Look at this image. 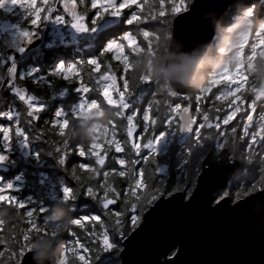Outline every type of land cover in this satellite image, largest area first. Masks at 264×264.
Listing matches in <instances>:
<instances>
[{
	"label": "trees",
	"instance_id": "16d2710c",
	"mask_svg": "<svg viewBox=\"0 0 264 264\" xmlns=\"http://www.w3.org/2000/svg\"><path fill=\"white\" fill-rule=\"evenodd\" d=\"M260 1L261 0H239L235 3L230 11L225 13L222 19L218 22L216 26V39H218L219 42L224 40L223 34L219 30L221 24L227 27L226 25L229 24L228 19L230 17H233L234 14L240 12L242 8L254 7L256 4H261ZM138 2L143 5L147 4L146 10H150V15H153V13L156 16L159 15L160 0H138ZM81 11H83L82 8ZM10 16L11 19L14 20L11 13ZM143 16L146 17L145 13H143ZM166 17L162 18L159 16L160 19H164ZM104 18L97 23L95 31H88L89 33H94V38L92 40L85 38L76 42L74 41L75 36L71 32L64 29L63 33L59 34V36L55 38H52L50 35L51 30L48 29L44 37V42L37 48L27 52L24 55L25 57L23 56V61H17V81H19L20 73L29 72V74H31H27V76L24 77V81H19V84L25 85L28 88L29 94L45 101L48 106L46 111H42L39 114V119L32 121L31 124L27 122L28 117L26 116V106L23 105V103L21 104L13 94L6 90V84L9 82L6 73L7 69L11 65L12 59L6 54L3 45V37H0V53L3 56L1 57L0 55V75L2 76L0 84L3 80V83L0 86V112L10 111L13 113H20V126L26 130L25 134L29 138L27 142H25L22 137L15 136L14 129L15 120L18 119L17 115H13L15 118H12L11 120L7 119L5 116H0V126L5 127L7 125L6 127L12 129V139L7 147H5L3 143H0V154L6 157L4 159L5 164H0L6 167L5 170L0 169V188L6 189L7 185H11V188L4 191L2 194L11 195L17 200V202H22L24 204L23 208H19L17 207L16 202H13L12 204H9L8 202H0V218L3 220V222L0 223V240H4V246H8V244L11 243L12 238L18 237L19 241L16 245L17 252H19V245H23L25 243L22 236V233L25 231L30 233V241L39 234L43 235L45 232L49 233L47 235L55 236V232V235L52 234L53 231L50 221L59 222L62 218V214L67 210L68 205L71 206L70 215L72 218H81L84 215H100L101 220L106 223L114 224L115 222V216H111V220L109 221L100 206L85 195H77L75 200H63V187L78 188L81 183H87V177L91 174L87 173L86 170L79 169V164L82 162L94 164V158L88 159L86 157H79L75 153V149L81 143L79 139L81 129H70L69 126L67 138L72 141V152L66 155L65 164L60 165L58 163L59 155L57 154L56 149L60 148L62 152L63 145L61 143V137L57 135L58 129L53 128L51 125V121L55 118L54 114L57 110L67 113L70 111V108L77 104L81 99L80 93L77 90L78 86L75 82L69 83L67 81L54 78L51 75L55 62L59 59V61H62L65 64H71L86 61L89 58H95L99 56L100 50L103 46L110 39H112L110 35L117 37L112 33L113 29L120 27V29H118V35L128 30V28L132 30L131 27H126L123 21H120L119 23L112 24L109 28L100 31L98 28L103 25L102 22L104 21ZM168 18L173 20L172 15H168ZM111 21L112 20H109V22ZM14 22L19 25H28L27 18L25 19V23L22 24L17 23L15 20ZM45 23L46 20L41 22V30H43ZM88 23L90 24V20ZM170 26L171 24L169 22L167 29L169 37ZM150 30L149 32L151 35H156V32ZM132 31L134 34H137V43H139L141 47L146 45L145 37L141 36V32H136L134 29ZM149 32L147 33L149 34ZM155 35L148 37L147 41H150V38L155 37ZM120 36L116 38L118 41ZM169 40L170 39H168L166 44L167 46L163 49L161 54H159L158 50L155 49L156 56L165 55L167 53ZM150 45L153 47L152 44ZM124 47L126 48V51H129L127 45H124ZM123 51L124 49L121 53H123ZM137 52L141 53L140 60L138 58H132L133 56H131L130 66L128 67L131 68L128 70L133 72H138L135 68L138 67L140 63L145 65V57L147 54H150L143 48H140ZM113 55V53L106 54L105 56L100 57V59L105 64H108L111 62ZM9 58L11 60H9ZM131 59L133 60L131 61ZM134 59L136 60L135 63ZM3 60H5V64L1 68ZM207 66L210 67L211 64ZM207 66L205 65V67ZM151 79V81L155 79L156 82L148 83L147 86H150V90L147 92L145 91L147 86L141 85V81L139 84H137L136 81L133 83V88L130 89L131 94L129 96L135 97L142 92L144 93L143 100L139 104H135L133 101H130V107L124 111L125 115H131L133 113L136 114L133 120V123L138 126V129H136L133 133V139L136 143H146L148 138L155 136L158 132H165L167 135L172 132V128H168L167 125V119L171 113L169 106H174L175 103H178V100L174 97L172 98L168 96L169 91L167 90L166 85H169V83L167 81L156 79L152 76ZM84 80L86 83L88 82L86 74L84 76ZM159 83L162 84L159 85ZM90 86L92 88L97 87L94 83ZM63 90L67 91V94L64 97L59 98L58 96ZM171 90L172 89H170V91ZM96 94V92H91L87 95L94 98ZM96 110H99L100 113L95 119L98 123L97 127L100 128V133L98 132L96 135L102 136L105 127L110 121H105V113H107L111 119L115 115L116 110L105 107H97ZM146 111H148L150 119L157 120V123L154 126H150L147 133L144 132V126L149 122L143 120V115ZM69 119L71 122L75 120H82L81 117L79 119H75L71 116ZM88 122L90 121H87V123L85 122V124L89 128L90 124H88ZM61 131H63V127L61 128ZM118 131L119 139L122 141L128 139L126 136V120L123 122L122 127ZM173 136L174 134L169 137L173 138ZM0 141H2V134H0ZM83 144L87 145V143ZM105 147H107V145H105ZM124 147L125 151L120 154H116L114 149L111 151L109 157L106 158V166H97L102 167V171L99 175L95 176L94 180L91 181L94 187H99V184L104 183L103 171H108V183L114 184L121 192V196L117 200V203L109 206V215L116 211H120L124 207H128L130 209L131 204L136 202L135 196L132 195L133 192L139 195H146L156 186L160 185H163V190H171L170 192H176L177 190L183 188L186 181L178 180V176L182 173L181 170L177 168L174 169V165L181 160L187 162L188 159L180 155V152L178 151L179 146L175 140L171 141L168 149L164 153L155 155V163L152 162L151 158L147 162L144 160V156L151 157L154 155L147 150L141 148L140 153L136 154L131 149L130 142L126 143ZM117 156L123 157L129 162L135 160L137 163L135 165L129 163L126 166H119L115 163ZM194 159L197 160L195 153L193 155V160ZM159 164L168 165L169 170L166 173L161 174L158 170L159 168L157 169ZM74 166L76 168V175L81 177L80 182L73 178L72 169ZM128 168L134 169V177L129 175L120 177L117 174L121 170L127 173ZM113 169H116V173H113ZM257 170H259L258 167ZM43 174L47 177L43 178ZM137 180L140 181L139 184H136ZM256 182L264 185V182H258V180ZM130 187L131 191H129ZM102 194L103 193L101 191L100 195ZM112 198L115 199V197ZM125 201L128 203L125 204ZM41 209L43 211H41ZM28 212H33V217L29 218L27 216ZM144 213L145 212L138 214L142 217ZM31 221H35V223H32ZM83 223L85 224V228L89 231L93 228V226L97 227V231L100 230L98 222L83 221ZM34 229H38V231ZM133 230L134 229L131 226V217L129 215L124 235H129ZM109 231H111V228ZM73 232H75L76 235H72ZM86 236L87 231L76 225H69L68 228L61 233L60 242L63 250L65 247L69 249L66 264H83V262L79 259L80 256L78 252H76L74 256L71 249L76 247L75 241L77 239H79L81 243L87 244ZM3 247H0V249ZM94 248H96V246ZM120 249H122V246H120ZM92 253H86L88 255L91 254L92 256L89 264H91V260L96 259L95 251ZM62 256L63 251L60 254V259ZM106 257L107 255L105 254V256L101 258V261L99 257H97L95 264H103L105 260H113L108 258L106 259ZM113 258L118 261V263L115 262L116 264H120V257L118 254H116ZM52 264H55V257L52 258Z\"/></svg>",
	"mask_w": 264,
	"mask_h": 264
},
{
	"label": "snow or ice",
	"instance_id": "6c2138e0",
	"mask_svg": "<svg viewBox=\"0 0 264 264\" xmlns=\"http://www.w3.org/2000/svg\"><path fill=\"white\" fill-rule=\"evenodd\" d=\"M13 4H17L24 8L25 16L28 20V25L31 29L37 28L42 21L49 20L50 18L54 19L56 23H69L71 26L77 31H95L97 23L104 18L105 16H110L113 18H123V23L127 26L135 25L136 29H146V25L144 23L145 17L143 16V7L144 5L138 0H11ZM196 0H179L177 3L176 0H168V3L171 4L170 13H166L165 3L166 0H160V8L159 12L160 17H166V15H172L174 18L178 17L180 14H188L192 7L195 5ZM83 9L81 11L80 9ZM57 12L58 14L54 17L51 15L53 12ZM151 19L155 20L156 16L151 15ZM90 20V24L88 21ZM191 30L188 32L181 31L182 33H190L194 30L197 25H191ZM22 35L26 38H30L31 32L24 31ZM135 40L134 46H139L137 43V34H134L130 28L127 31H124L120 38L119 42L117 39L111 40L107 42L103 48L100 50L99 56L95 58H89L86 61H82L79 63H71L65 64L63 62L58 63L55 68L52 70L51 75L54 78H58L60 80L67 81L69 83L75 82L78 86V91L80 92L81 99L77 104L70 108V111L67 113L57 110L54 114V119L51 121V125L53 128L58 129L57 135L61 137V143L63 145V151L61 152L60 148H57V154L59 155L58 163L60 165L65 164L66 155L72 152V141L67 138L68 127L70 126L71 120L69 117H73L75 119H79L81 116V110L84 107H88L89 109L97 108V107H105V108H113L115 109V115L110 119L109 124L104 129V134L102 136L95 135L87 145L80 143L79 146L75 149V153L79 157H86L88 159L94 158V164L82 162L79 164V169L86 170L87 173L91 174L87 177V183H81L78 188H69L65 187L63 189L64 200H75L77 195H85L94 201L100 208L104 211L108 220H111V216H115L114 224L106 223L101 220L100 215L89 216L84 215L81 218H72L71 223L69 225L79 226L81 229H85L87 231V240L88 243L84 244L77 239L75 241L76 247L71 249L73 255L79 250H83L86 253H92L95 251L96 259L101 258L107 254L111 256L117 250V237L119 239H124V231L127 226L128 216L131 217V226L133 229H136L137 226L141 222V215L138 213H143L146 210H150L153 205L156 204L158 200H161L166 190H163V185L156 186L152 191L147 193L146 195H139L137 193H132L135 196L136 202L131 204L130 209L128 207L122 208L120 211H116L109 215V206L115 205L117 200L121 196V192L115 187L114 184L108 183L109 172L103 171L104 183L99 184V187H94L91 183L92 180L95 179V176L99 175L102 171V167L97 166H106V158L109 157L111 151L114 149L116 154L123 153L125 151L124 145L126 143L131 144V149L136 153H140L141 148L150 150L152 155L144 156V160L147 162L150 158L152 162L155 163V155H156V145L161 137L164 136V132H160L158 136H152L147 139L146 143H136L133 139V133L137 128V125L133 123L135 113L131 115H125L124 110L128 108V105L125 103L124 98L127 95H130V89L133 88V84L130 81L128 75H125L123 80V87L118 88V81L120 78V71L128 72V69L124 68L123 64L121 69L113 70L112 65L110 63L105 64L100 57L105 56L106 54L113 53L116 48L124 47L129 41ZM126 52V48H124V53ZM114 56V55H113ZM114 61H121L119 58H114ZM15 66H11L7 69L9 75L14 72ZM115 73V81L113 90V86H106L105 84V73ZM85 74L88 77V82L86 83L84 80ZM31 75V74H29ZM144 82H152L150 77H144ZM20 82L24 81V77L21 76L19 78ZM9 85L11 86V91L14 92L20 101H22L23 105L26 106V116L28 117V123L31 124L32 121L39 119V114L43 111L45 104L44 103H34L38 98L32 94H29L26 86H19L18 82L13 84L11 80H9ZM97 85L96 88H92L91 84ZM91 92H96L97 95L93 97H89L87 94ZM114 93L118 95V98L114 96ZM203 93H200L196 97L197 102L200 100ZM169 97H178L176 94H169ZM50 97V96H49ZM51 99V97H50ZM187 99V98H182ZM243 107L241 110L236 111L234 115L229 118L228 113L232 111V108L223 115L222 121L223 125L228 126L230 122L234 120V118L239 117L238 125L242 127L233 126L231 128V135L234 139H237V134L239 132V145L240 150L244 153L249 154L247 159L249 163H254L255 156L264 155L260 151L262 146H264V119L262 122H257V116H261L264 118V112L261 111L264 108V98L256 99V98H245L242 97ZM240 102H238L239 104ZM251 105V107H249ZM171 113H175L178 115L180 120L179 129L180 130H190L195 131V156L197 161L202 168V174L205 171L204 165L207 164V171H224V170H235L240 163V160L236 158L229 159L227 156L224 157L221 163H217L215 160L211 159V151L209 146L205 143L207 139L206 136L202 138L201 133L202 129L207 128H215L218 130L217 137L215 143L211 146V148L215 149L219 153L229 152L227 147V140L225 131H221V123L218 119L217 122L213 125L209 123L210 117L207 112H203V124H200V127H196L194 129V125L199 123V120L192 116L189 112L188 107H182L181 103H175L174 107L169 106ZM235 107V106H233ZM197 112H202L201 108H197ZM251 113V116L248 114ZM13 115H17L18 119L15 120V136H20L23 138L25 142L29 139L25 134V129L20 126V113H13L10 111L0 112V116H5L9 120L12 119ZM126 120V136L127 140L122 141L119 139V129L122 127L123 122ZM143 120L148 121L149 123L144 126V132L147 133L149 131L150 126H154L157 123L156 119H150L148 115V111L143 115ZM63 127V131L61 128ZM254 129V130H253ZM12 129L9 127H0V134H2V141L5 147L9 144L12 139L11 135ZM110 133V135H109ZM107 145V147H105ZM6 157L0 155V161H3ZM241 159H244L243 157ZM115 163L119 166H126L129 163L135 165L137 161L133 160L131 162L127 161L125 158L117 156ZM113 173H116V169L112 170ZM143 171V170H141ZM262 174L259 175L258 182H264V169L259 170ZM120 177H125L126 175L135 176V172L133 168H128L127 173L123 170L117 173ZM201 174V175H202ZM73 178L78 182L81 181V177L76 175L75 166L72 169ZM195 177V182H198L199 177ZM140 181L137 180L136 184H139ZM255 186V185H254ZM11 188V185H7L5 188H0V202H8L12 204L13 202L17 203V207L23 208L24 204L22 202H17V200L11 195L2 194L4 191ZM184 192L187 194V198L191 200L194 195V189H191L190 185H183ZM261 192H264V187L258 189ZM102 191V195L100 192ZM131 191V187L129 188ZM174 192L171 194V196ZM109 196L115 197V199H110ZM169 196V197H171ZM229 199L227 192L218 193L215 197V204L218 205L222 202H225ZM128 202L125 201V204ZM41 211H43L41 209ZM33 212H28L27 216L29 218L33 217ZM83 221L89 222H98L99 231H97L96 226L89 231L85 228V224ZM3 220L0 218V223ZM35 223V221H31ZM68 228V227H67ZM111 228V231L109 229ZM37 230L38 229H34ZM49 234L45 232L43 235ZM55 235V233H52ZM72 235H76L75 232ZM23 240L25 243L23 245H19V252H16V245L18 244L19 238L14 237L11 240V243L8 244V248L10 252L9 255V264H22V257H24L25 253H30L29 249V241H30V233L25 231L22 233ZM5 244L4 240H0V247H3ZM89 245H95L96 248L89 247ZM67 247L63 250V256L59 261V264H66L68 258ZM178 249L175 251V255H171L164 264H173V259L178 254ZM5 253H0V261H2ZM80 260L84 261V264H89V259H85L84 256L79 257ZM95 260H91V264H95ZM111 264H115V260L111 261Z\"/></svg>",
	"mask_w": 264,
	"mask_h": 264
},
{
	"label": "water",
	"instance_id": "95a60500",
	"mask_svg": "<svg viewBox=\"0 0 264 264\" xmlns=\"http://www.w3.org/2000/svg\"><path fill=\"white\" fill-rule=\"evenodd\" d=\"M238 1L196 0L188 14L173 17L166 54L197 53L204 58L216 36L220 18ZM190 24L197 27L190 33H182L191 30ZM26 30L31 32L30 38L22 35ZM44 37L45 32L33 33L26 26L4 32V49L13 57L10 67L15 66L11 75L7 73L9 80L16 81L17 61L40 46ZM168 83L175 93L182 96L190 90V87ZM255 98H264V75ZM189 112L192 115L190 108ZM181 131L192 134L190 130ZM226 156L227 152L220 154L219 162L217 156L211 155L210 158L221 163ZM204 168L191 200L181 191H176L145 211L137 228L122 240L121 264H164L177 249L173 264H264V192L258 190L234 204L227 199L216 205L214 192L225 185L236 169L209 172L207 164ZM0 169L5 170L6 167L0 165ZM158 170L166 173L169 167L162 166ZM22 264L37 262L31 259L30 252L22 257ZM44 264H52V259Z\"/></svg>",
	"mask_w": 264,
	"mask_h": 264
},
{
	"label": "rangeland",
	"instance_id": "374dc122",
	"mask_svg": "<svg viewBox=\"0 0 264 264\" xmlns=\"http://www.w3.org/2000/svg\"><path fill=\"white\" fill-rule=\"evenodd\" d=\"M176 2L178 3L179 0H176ZM189 2H191V0H189ZM260 2H261V4H256L254 7L242 8L240 10V12L234 14L233 17H230L228 19L229 24L226 25L227 27H225L223 24H221V26L219 27V30L223 34L224 40L219 42L218 39H214L212 41L210 47H209L210 49H212L210 56L213 58V60L215 58H218V64L216 63L211 68L209 66L205 67L206 70L204 72V79L206 80V77H207L208 81L198 89L190 87V89L191 88L192 89H191V93L189 94V98L196 99V97L198 95H200V93L204 94L203 96H201L200 99L206 98V97L207 98L213 97L216 103L222 104V105L227 104L226 105L227 111L229 110V108H232V111L228 113L229 115L235 114V112L238 111L237 109L241 108L243 106L242 94H243V91L245 90L244 86H245L247 76L251 73H258L259 74V72L257 70H255V67H254L255 61L258 63L260 62V65L264 64V7H263L264 6V0H261ZM38 6H39V0H38ZM245 6H247V5H245ZM146 7H147V4H145L143 7V13H145V15H146V17H145L146 19L144 21V23L146 25V29H136L135 25H133V26L125 25L126 27H131V29L132 30L134 29L136 32H141V34H142L141 36L145 37V44L146 45H144L143 47H141L140 45L134 46L135 40L129 41L127 44L125 42V45H127V48L129 51H126L125 53L123 51V53H121V51L125 47L116 48L115 51L113 52V54L115 56L114 57L112 56L110 64L112 65V68L114 71L117 69H121L122 64H123L124 68L131 69V68H128L130 66L129 65L130 64V57L133 56L132 58H138L140 60L141 53L137 52V51L140 48H143V49L147 50V53H150V54H147V56L145 57V66L148 68V72H146L143 76L138 72H133L130 70H128L127 73H125L124 71H120L119 76L121 79H119L117 87L121 88V89L123 87L122 78L125 75H128L132 84L135 81L137 82V84H139V82L141 81V85H143V86L144 85L147 86L148 83H150L147 81L143 82L144 77H150V79H151L150 66H151L152 61L149 58L150 57H156L155 49L158 50L159 54H161L163 49L166 48V46H167L166 44H167L168 39H170L171 35H172V23H171L172 19L168 18V15L166 18L160 19L159 15L156 16L153 13V15L156 16V19L152 20L150 17L151 16L150 10H146ZM230 9L227 12H229ZM164 10L166 13H170V11H171V4L168 3V0H166ZM159 11H161L160 5H159ZM10 13L17 23H20V24L25 23L26 16H25V10L23 7H21L17 4H13L11 1H8V0H0V37H3V41H4V32L6 30L20 26L19 24H16L14 22V20L11 19ZM57 14L58 13L54 11L51 15L54 17ZM109 20L114 21L113 24H116V23H119L120 21H123V18H113L110 16L108 18V16H106L104 18V21L102 22L103 25L100 26L98 28V30L101 31L103 29L105 30V29L109 28L110 25H112L111 22H109ZM169 22L171 24V26H170V37L168 36L169 33H167ZM41 27H42V24H40L35 29H38L39 32H43V33L44 32L46 33L48 31V29H50L51 30L50 35L52 36V38H55V37L59 36V34L63 33V29L67 30L68 32H71L75 36L74 41H76V42L83 40L85 38H87L89 40H92L94 38V33L92 34V33L85 32V31H77L76 29H74L71 26V24H69V23H56L55 20L52 18H50L49 20H46V23H45L43 30H41ZM118 29H120V27H117V28L112 30V33L114 35H116L117 37H119L121 35V34L118 35ZM149 30L156 32V35L155 34L151 35ZM147 32H149V34ZM226 34H227V36H226ZM154 35H155V37L150 38L151 42L147 41L148 37H151ZM110 36L112 37V39H110L109 41L117 38V37H113V35H110ZM117 42H119V41L117 40ZM215 42H216L217 47L216 46L213 47V45H212ZM150 44H152L154 48ZM3 45H4V42H3ZM0 55H1V53H0ZM1 57H3V56L1 55ZM9 57L13 60V57H11V56H9ZM24 57L20 58L18 61L19 62L23 61ZM10 58H9V60H11ZM114 58H119V59H121V61H114L113 60ZM132 60L133 59H131V61ZM135 61L136 60L134 59V63H135ZM60 62H62V61H59V59H58L55 62L53 69ZM4 64H5V60L2 61L1 68ZM7 73H8V71H7ZM7 73H6V76H7ZM27 74H29V72H26V73L22 72V73H20L19 77H21V76L25 77V76H27ZM142 76H143V78H142ZM1 78H2V76L0 75V80H1ZM227 78H231L232 81L230 83H227L226 82ZM114 81H115V73L114 72H112V73L106 72L105 73V84H106V86H113V90L115 91L116 89L114 87ZM17 82L19 84V81H17ZM17 82L12 81L13 84H16ZM154 82H156L155 79L152 81V83H154ZM2 83H3V80L1 81V84ZM162 83H163V81H162ZM162 83H159V85H161ZM1 84H0V86H1ZM167 85H166V87H167V90L169 91V94H175L172 90L170 91L171 88L169 85L168 86ZM19 86H24V85L19 84ZM146 88H147L145 90L146 92L150 90V86H147ZM215 88H219L216 93H214ZM6 90L8 92H10L11 94H13L14 97L18 100V98L15 96V93L11 91V86L9 85V83L6 84ZM77 90H78V88H77ZM248 90H253V88L249 87ZM66 94H67V91L63 90L60 92L58 97L59 98L64 97V96H66ZM143 94L144 93L141 92L135 97L127 95L124 98V100H125V103L128 105V108L130 107V105H129L130 101H133L135 104L141 103V101L143 100ZM114 96L116 98H118V95L116 93H114ZM186 98H188V96H186ZM19 102L22 104V101H19ZM33 102L34 103L35 102L36 103H44L45 107H44L43 111H46L48 108L46 102L43 100L37 99L36 101H33ZM196 102H197V99H196ZM200 102H202V101H200ZM238 102H240V103L238 104ZM200 106H201V104H200ZM233 106H235V107H233ZM172 107H174V106H172ZM95 111H96V108L89 109L88 107H84L81 110V116L80 117L86 123H87V121H90V122H88V124H90L89 129L91 131H93L95 133H98V132L100 133V128L97 127L98 123L95 120L98 115H96V116L90 115ZM177 116L178 115L175 113H170V116L167 119V125H168V128H170V129L172 128V132L169 135H167L164 132V136L161 137V139L158 141V143L156 145V154L164 153L168 149L171 141L185 138L183 135H181L178 132V130L175 129V127L177 126L175 117H177ZM12 118H15V117L13 116ZM226 118H229V117H226ZM136 129H138V126ZM159 133L160 132H158L155 136H158ZM103 134H104V131H103L102 135ZM173 134H174L173 138L169 137V136H172ZM239 148H240V145H239ZM145 150L150 152V150H148V149H145ZM184 150L185 149H182L181 152L183 153ZM255 162H257V165L259 167L264 166V162H260V160L258 158L255 159ZM2 163L5 164L4 160L0 161V164H2ZM179 164L180 163H177L176 165H179ZM163 165H166V164H159L157 166V169L162 167ZM198 166H199L198 161L191 162V160H188V162H186L184 164V166L180 169L182 174L178 176V180L186 181V183H184V185H187V182L193 181V178L196 175L195 173H197L196 170H197ZM42 177L46 178L47 176L45 174H43ZM165 178H163V179H165ZM0 180H1V178H0ZM262 187H264V186H262ZM64 188L65 187L62 188L63 197H64V194H63ZM181 190H184V189L181 188L180 191ZM170 191L171 190L166 191L164 196H168L171 193L175 192V191H172V192H170ZM109 198L113 199L110 196H109ZM110 206H112V205H110ZM0 229H1V227H0ZM124 238H125V235H124ZM116 239H117V245H118L117 250L114 253H112L111 256H108L106 254L107 255L106 259L108 258V259H114L115 260V258H113V257L116 254H118V256L120 257V253L123 249V245H122L123 239H119V237H117ZM86 242L88 243L87 238H86ZM120 246H122V249H120ZM89 247L94 248L95 245H89ZM8 252H10V249L8 248L7 245H5L3 248L0 249V253H5L2 261H0V264H9V255L7 254ZM77 252H78L79 256H84L85 259H89V257L90 258L92 257L91 254L88 255L81 250H79ZM92 255H93V253H92ZM111 261L112 260H105L103 262V264H111ZM82 262L84 264V261H82ZM89 262H90V259H89ZM115 262L118 263V261H116V260H115ZM120 264H121V259H120Z\"/></svg>",
	"mask_w": 264,
	"mask_h": 264
},
{
	"label": "flooded vegetation",
	"instance_id": "af4514ba",
	"mask_svg": "<svg viewBox=\"0 0 264 264\" xmlns=\"http://www.w3.org/2000/svg\"><path fill=\"white\" fill-rule=\"evenodd\" d=\"M221 19H222V17H221ZM20 26H26V27L28 26L29 27V25H26V24L20 25ZM31 31L33 33H42V32H39L38 29H35V30L31 29ZM215 39H216V37H215ZM43 42H44V40H43ZM212 45H213V47H215V46L217 47L216 43H213ZM209 49L207 51L208 52L207 55L204 56V59L207 62L206 66L211 64V66H210V68H211L216 63L218 64V58L213 60V58L210 56L212 49H210V50ZM254 67H255V70H257L259 72V74L258 73H251L247 76L245 86H244L245 90L243 91V94H242V96L245 98H255L256 91L258 89L261 77L264 75V64L260 65V62L258 63L255 61ZM207 81H208V78L206 77L204 84ZM231 81H232L231 78L226 79L227 83H230ZM15 82H17V79ZM249 87H252L253 90H248ZM191 89L189 90L190 92H188L184 96L177 94L173 91L176 95H178V97H175L178 100V103H181L182 107H189L190 108L192 116L196 117L199 120V123H197L196 127H200V124L204 123L203 115H202L203 112H207L209 114V117H210L209 122L213 125L219 119L220 123H221V129L220 130L225 131L227 133L226 140H227V147L229 149V152H227L228 158L229 159L236 158L237 160H240L239 166L232 173V176L230 177V179L225 183V185L222 188H219L214 192V198L217 196L218 193L227 192V194L229 196L230 203L234 204L236 201L245 198L246 196L258 191L259 188L264 186V185L256 182L259 178L258 176L262 173L259 171L260 167L257 165V162H255L256 158H258L260 160V162H264V155L255 156L254 157V163H249L248 159H247L249 154L242 152L239 148V139H238L239 138V132L237 134V139H234L231 135V128L233 126L242 127L241 125H238L239 117L234 118V120L232 122H230V124L228 126L223 125L222 117L227 111V108H226L227 104L226 105L218 104L215 102L213 97L202 98L199 100V102H196V99L189 98V94L191 93ZM218 89L219 88H215L214 93H216L218 91ZM186 96H188L187 99H182V98H186ZM200 101H202V102H200ZM200 104H201V106H200ZM198 107L202 109V112H199V113L197 112ZM249 107H251V105H249ZM241 108H238L237 110L239 111V110H241ZM261 111L264 112V108H262ZM232 115H234V114H232ZM232 115L228 114L227 117H231ZM248 115L251 116V113H249ZM175 118H176V123H177V126L175 125L176 126L175 129L178 130V132L185 137L182 139L175 140L179 146L178 151L180 152V155H182L184 158L186 157L188 160L190 159L191 162L197 161V160H193V155H194L195 150H196L195 149V131L193 130L192 134L183 133L179 129L180 120H179L178 116ZM256 119H257V122L259 123V122H262V119H264V118H262L261 116L258 115ZM217 133H218V130L215 129L214 127L213 128L205 127L202 129L201 136H202V138L204 136L207 137V139L205 140V143L209 146V149L211 151V155L217 156V162H219L221 160L219 155L222 153H219L215 149L211 148V146L215 143ZM182 149H185L183 151V153L181 152ZM260 151L262 153H264V146H262ZM242 157L244 159H241ZM188 160H187V162H188ZM178 163H180V164L176 165V163H175L174 169L177 168L180 170L184 166L186 161L181 160ZM165 166H168V165H165ZM257 167L259 168V170H257ZM261 169H264V166H262ZM201 170H202V168L199 165L197 167V170H196L197 173H195L196 174L195 176H198L200 174ZM195 176L193 178V181L187 182V185L191 186V189H189V190H193L195 187V184H196ZM177 191H180V190H177ZM181 192L184 193L186 198H187V194L184 192V190H181ZM214 203H215V199H214Z\"/></svg>",
	"mask_w": 264,
	"mask_h": 264
},
{
	"label": "clouds",
	"instance_id": "9594fccd",
	"mask_svg": "<svg viewBox=\"0 0 264 264\" xmlns=\"http://www.w3.org/2000/svg\"><path fill=\"white\" fill-rule=\"evenodd\" d=\"M149 59L152 61L150 75L156 79L197 89L205 82L204 72L207 62L197 53H168L150 57ZM135 70L141 75L148 72V68L143 63H140ZM99 114V110H96L90 115L96 116ZM109 120L110 116L105 113V121ZM70 129H81L79 134L81 143H88L96 135L95 132L88 128L84 120L72 121ZM70 212L71 206L68 205L59 222L50 221L52 231L56 233L55 236L39 234L29 242L28 250L31 252V259L36 261L37 264H44L46 260H50L53 257H55V264H59L60 254L63 251L60 235L71 223L72 216Z\"/></svg>",
	"mask_w": 264,
	"mask_h": 264
},
{
	"label": "bare ground",
	"instance_id": "6f19581e",
	"mask_svg": "<svg viewBox=\"0 0 264 264\" xmlns=\"http://www.w3.org/2000/svg\"><path fill=\"white\" fill-rule=\"evenodd\" d=\"M223 17V16H222ZM221 19V18H220ZM220 21V20H219Z\"/></svg>",
	"mask_w": 264,
	"mask_h": 264
}]
</instances>
